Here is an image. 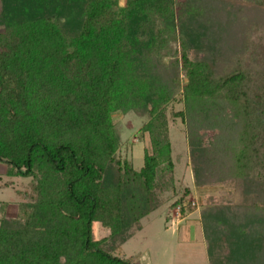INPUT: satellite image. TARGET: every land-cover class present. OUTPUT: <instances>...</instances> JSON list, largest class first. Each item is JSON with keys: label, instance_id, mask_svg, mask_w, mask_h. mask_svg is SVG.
I'll use <instances>...</instances> for the list:
<instances>
[{"label": "trees", "instance_id": "trees-1", "mask_svg": "<svg viewBox=\"0 0 264 264\" xmlns=\"http://www.w3.org/2000/svg\"><path fill=\"white\" fill-rule=\"evenodd\" d=\"M0 1V165L28 179L0 264H134L122 245L177 192V117L193 185L239 196L200 211L209 264H264V0ZM116 112L144 119L140 168Z\"/></svg>", "mask_w": 264, "mask_h": 264}, {"label": "rangeland", "instance_id": "rangeland-1", "mask_svg": "<svg viewBox=\"0 0 264 264\" xmlns=\"http://www.w3.org/2000/svg\"><path fill=\"white\" fill-rule=\"evenodd\" d=\"M124 4L125 0H120ZM220 5V4H218ZM1 6V1H0ZM228 44V43H226ZM178 47V43L172 44ZM175 110H180L182 104L175 102ZM112 118L120 122L122 130V144L119 156L132 162L133 166L140 168L143 165L144 148L149 146L147 132L141 128L144 119L132 114L116 112ZM185 125L180 117L170 123V133L175 153L181 152L176 177V194L167 193L168 201L151 212L142 220V229L122 245L121 255L129 258L134 264H209L206 254V242L201 224V209L210 202H220L227 198L238 202L239 196L231 184H217L213 186L196 187L193 185L191 168L184 151L186 143L184 138ZM0 164H2L0 162ZM0 165V215L1 202L9 204L8 215L12 217L17 212L19 199L17 188L28 182L26 178H10ZM13 180L9 186L2 185L7 180ZM186 192L185 207H195L193 211L185 209L180 212L179 207L169 208V204ZM108 230L101 227L97 236L106 235Z\"/></svg>", "mask_w": 264, "mask_h": 264}, {"label": "crops", "instance_id": "crops-1", "mask_svg": "<svg viewBox=\"0 0 264 264\" xmlns=\"http://www.w3.org/2000/svg\"><path fill=\"white\" fill-rule=\"evenodd\" d=\"M4 170H5V168H4ZM8 207H9V204L7 203V205L5 206V214H6L7 217L11 216V215H8V211H7L8 210L7 209ZM13 216H15V215H13Z\"/></svg>", "mask_w": 264, "mask_h": 264}]
</instances>
